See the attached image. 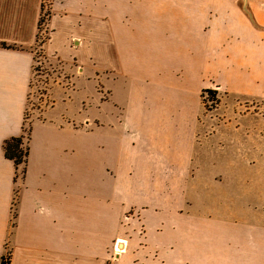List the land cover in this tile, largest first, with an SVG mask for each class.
<instances>
[{
	"label": "rangeland",
	"instance_id": "1",
	"mask_svg": "<svg viewBox=\"0 0 264 264\" xmlns=\"http://www.w3.org/2000/svg\"><path fill=\"white\" fill-rule=\"evenodd\" d=\"M211 1L100 0L99 56L93 47L76 44L69 53L82 62L106 56L111 28L136 30L145 21L146 16L123 15L127 8L180 6L203 15ZM51 2L42 0L33 46L24 121L27 128L31 121L34 126L20 147L22 153L30 149L29 168L51 161L48 166L60 178L86 187V199L104 198L99 187L114 189L108 198L126 199L130 205L121 224L126 238L139 237L146 250H158L165 264H264V96L254 93L264 89V80L242 85L247 94L204 90L199 96H169L167 85L144 78L150 72L141 63L144 45L133 46L131 61L119 73L95 76L97 69L87 62L81 68L88 80L71 79L69 70L43 56ZM174 46L172 57L179 54ZM184 48L181 56L186 58ZM122 61L125 55L117 47L113 65ZM179 71L187 77L190 73L186 66ZM82 106L86 131H74L73 122L63 119L60 141L54 124L65 113L77 116ZM53 143L56 149L50 152ZM113 248L107 264H117Z\"/></svg>",
	"mask_w": 264,
	"mask_h": 264
},
{
	"label": "crops",
	"instance_id": "2",
	"mask_svg": "<svg viewBox=\"0 0 264 264\" xmlns=\"http://www.w3.org/2000/svg\"><path fill=\"white\" fill-rule=\"evenodd\" d=\"M99 1L51 2L53 17L43 56L69 70L71 79L85 76L88 80L81 68L87 62L97 69L95 76L119 73L131 61L133 46L144 45L141 63L150 70L144 78L167 85L169 96H199L204 90L247 94L242 85L252 81L259 85L264 80V0H212L203 15L180 6L127 8L121 11L123 15L146 16L144 23L136 30L131 26L111 28V49L106 50V56L77 61L69 53L75 44L93 47L100 54ZM214 1L218 6H213ZM41 3L0 0V45H5L0 46V258L9 251L10 264H107L110 249L117 245L122 246L114 260L117 264H123L119 260L124 257L129 259L127 264H165L157 249L146 250L139 237L126 238L128 231L121 224L130 205L126 199H109L114 189L99 187L104 198L86 199V187L71 186L60 178L57 169L48 166L51 161L29 168L28 154L22 173L23 169L4 157V143L29 137L34 126L31 121L27 128L24 117ZM64 28H70L71 33L66 34ZM173 42L179 54L172 57ZM117 47L122 48L126 60L120 66L113 65ZM183 48L186 58L181 56ZM183 66L190 70L188 77L179 71ZM65 89L69 93L70 89ZM254 93L264 96V89ZM83 106L77 116L65 113L61 122L54 124L58 138L66 127L63 119L73 122L74 131H86ZM78 114L81 120L76 118ZM55 149L54 143L48 146L50 152ZM122 207L125 209L119 215Z\"/></svg>",
	"mask_w": 264,
	"mask_h": 264
},
{
	"label": "trees",
	"instance_id": "3",
	"mask_svg": "<svg viewBox=\"0 0 264 264\" xmlns=\"http://www.w3.org/2000/svg\"><path fill=\"white\" fill-rule=\"evenodd\" d=\"M0 46L5 47L4 44H1ZM22 141H23L22 137L11 138L10 140L4 143L3 150H4V157L10 162H12L15 167L23 166L22 173H24V169L29 154V148L26 147L24 152L22 153V150L20 149V147L22 146ZM0 264H10V256L8 254L2 256L0 258Z\"/></svg>",
	"mask_w": 264,
	"mask_h": 264
},
{
	"label": "built area",
	"instance_id": "4",
	"mask_svg": "<svg viewBox=\"0 0 264 264\" xmlns=\"http://www.w3.org/2000/svg\"><path fill=\"white\" fill-rule=\"evenodd\" d=\"M114 250H115V256H117V254H119V252L122 251L120 248L118 249L117 245H115ZM116 250H119V252H116Z\"/></svg>",
	"mask_w": 264,
	"mask_h": 264
},
{
	"label": "bare ground",
	"instance_id": "5",
	"mask_svg": "<svg viewBox=\"0 0 264 264\" xmlns=\"http://www.w3.org/2000/svg\"><path fill=\"white\" fill-rule=\"evenodd\" d=\"M116 252H119V250H116ZM120 253V252H119Z\"/></svg>",
	"mask_w": 264,
	"mask_h": 264
},
{
	"label": "water",
	"instance_id": "6",
	"mask_svg": "<svg viewBox=\"0 0 264 264\" xmlns=\"http://www.w3.org/2000/svg\"><path fill=\"white\" fill-rule=\"evenodd\" d=\"M119 248L121 249V248H122V246H119Z\"/></svg>",
	"mask_w": 264,
	"mask_h": 264
}]
</instances>
